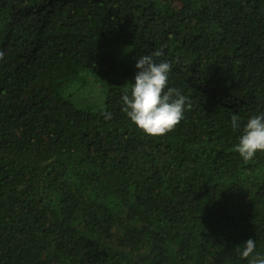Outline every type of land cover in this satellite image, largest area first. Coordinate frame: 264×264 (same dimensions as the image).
<instances>
[{"label": "trees", "instance_id": "16d2710c", "mask_svg": "<svg viewBox=\"0 0 264 264\" xmlns=\"http://www.w3.org/2000/svg\"><path fill=\"white\" fill-rule=\"evenodd\" d=\"M156 50L192 105L163 136L121 100ZM0 52V264L264 257V151H236L264 114V0H0Z\"/></svg>", "mask_w": 264, "mask_h": 264}, {"label": "clouds", "instance_id": "9594fccd", "mask_svg": "<svg viewBox=\"0 0 264 264\" xmlns=\"http://www.w3.org/2000/svg\"><path fill=\"white\" fill-rule=\"evenodd\" d=\"M163 55L161 50L141 56L136 63L139 71L135 74L130 94L122 95L123 111L138 128L149 136H163L173 130L184 117L186 108L191 109L189 98L178 89L168 86L171 64L168 61L159 63L154 59ZM3 52H0V58ZM166 89V90H165ZM110 112L105 119H111ZM233 129L239 128V117L232 115ZM236 151L245 160H251L257 151H264V114L250 117L239 137ZM243 250H239L242 258L251 257L250 264H264V257L253 255L256 249L254 239L244 242Z\"/></svg>", "mask_w": 264, "mask_h": 264}, {"label": "rangeland", "instance_id": "374dc122", "mask_svg": "<svg viewBox=\"0 0 264 264\" xmlns=\"http://www.w3.org/2000/svg\"><path fill=\"white\" fill-rule=\"evenodd\" d=\"M91 87H92V86H91ZM96 88L98 89V86H97ZM96 88H95V89H96ZM94 97H95V95H92V96H91V99H94Z\"/></svg>", "mask_w": 264, "mask_h": 264}]
</instances>
